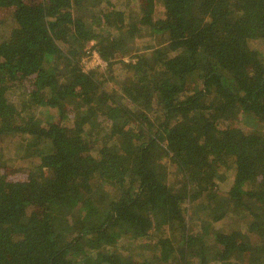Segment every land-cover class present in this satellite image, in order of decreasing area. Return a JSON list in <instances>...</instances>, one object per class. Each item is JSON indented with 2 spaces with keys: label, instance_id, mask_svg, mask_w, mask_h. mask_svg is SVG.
Wrapping results in <instances>:
<instances>
[{
  "label": "trees",
  "instance_id": "obj_1",
  "mask_svg": "<svg viewBox=\"0 0 264 264\" xmlns=\"http://www.w3.org/2000/svg\"><path fill=\"white\" fill-rule=\"evenodd\" d=\"M0 264H264V0H0Z\"/></svg>",
  "mask_w": 264,
  "mask_h": 264
},
{
  "label": "rangeland",
  "instance_id": "obj_2",
  "mask_svg": "<svg viewBox=\"0 0 264 264\" xmlns=\"http://www.w3.org/2000/svg\"><path fill=\"white\" fill-rule=\"evenodd\" d=\"M92 44H93V42L90 44V47L92 46ZM88 50H90V49L88 48ZM88 61H89V63H88ZM85 62H87V67H92V66L98 65V64H100L102 67H105L107 65L105 62H103L101 60V58L99 57L98 53H93L92 58L90 60H87V58H85ZM47 109H49V108L40 107V108L36 109L35 112H38L39 114H42V115L46 116V112H47L46 110ZM50 110H51L52 113H53V110L55 112L54 108H52ZM6 147H8V150H12L13 152H15L18 149H21V143L18 142V141H16V142H8L6 144ZM18 165H24V164H20L17 161L13 162V164H9L8 171H9L10 179L17 180V179H20V178L23 177L25 172H24L23 168L18 169L17 168V167H19ZM20 167H23V166H20ZM159 179L164 184H169V183L174 181L173 177L170 174H168V173L167 174L164 173L163 175L160 176ZM121 242L125 244V240H122ZM151 242H153V243L156 242V239H153ZM253 242H255V241H253ZM136 247H137V249H130V248L129 249L131 251L134 250V257L136 258V261L138 262L140 260L141 256H142L141 249L145 248V246L142 245V243L137 242V246Z\"/></svg>",
  "mask_w": 264,
  "mask_h": 264
},
{
  "label": "built area",
  "instance_id": "obj_3",
  "mask_svg": "<svg viewBox=\"0 0 264 264\" xmlns=\"http://www.w3.org/2000/svg\"><path fill=\"white\" fill-rule=\"evenodd\" d=\"M96 53V52H95Z\"/></svg>",
  "mask_w": 264,
  "mask_h": 264
}]
</instances>
